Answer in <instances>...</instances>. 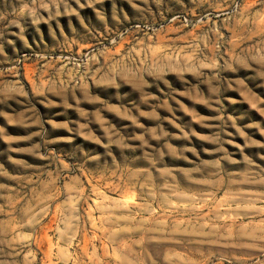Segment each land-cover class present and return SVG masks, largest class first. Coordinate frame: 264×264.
I'll return each mask as SVG.
<instances>
[{"label":"rangeland","instance_id":"rangeland-1","mask_svg":"<svg viewBox=\"0 0 264 264\" xmlns=\"http://www.w3.org/2000/svg\"><path fill=\"white\" fill-rule=\"evenodd\" d=\"M0 264H264V0H0Z\"/></svg>","mask_w":264,"mask_h":264}]
</instances>
